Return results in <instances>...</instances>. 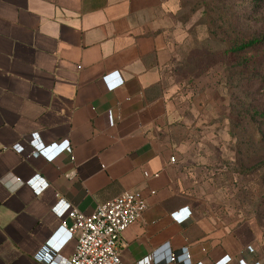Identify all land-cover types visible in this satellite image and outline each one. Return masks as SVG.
<instances>
[{"label": "crops", "instance_id": "crops-1", "mask_svg": "<svg viewBox=\"0 0 264 264\" xmlns=\"http://www.w3.org/2000/svg\"><path fill=\"white\" fill-rule=\"evenodd\" d=\"M171 3L0 0V264H64L75 239L44 255L61 212L126 190L149 207L122 234L125 264H241L243 251L264 264L261 228L198 207L192 104L160 14ZM34 177L47 188L13 190Z\"/></svg>", "mask_w": 264, "mask_h": 264}, {"label": "rangeland", "instance_id": "rangeland-1", "mask_svg": "<svg viewBox=\"0 0 264 264\" xmlns=\"http://www.w3.org/2000/svg\"><path fill=\"white\" fill-rule=\"evenodd\" d=\"M167 1L160 14L179 89L192 104L187 154L196 160L187 162L198 207L264 233V41L231 50L264 37V0Z\"/></svg>", "mask_w": 264, "mask_h": 264}, {"label": "built area", "instance_id": "built-area-1", "mask_svg": "<svg viewBox=\"0 0 264 264\" xmlns=\"http://www.w3.org/2000/svg\"><path fill=\"white\" fill-rule=\"evenodd\" d=\"M36 153L32 151L27 157ZM56 161L57 158L50 162ZM175 161L176 157L172 156L171 162ZM145 176H149L148 172H145ZM35 178L26 182L18 179V184L13 190L23 185L35 187ZM48 185L49 182L44 181L43 186L35 187V190L40 193ZM55 207L57 208V205ZM148 207L140 190L123 191L105 203L96 204L90 211L69 204L67 210L61 212L62 224L55 231L53 240L47 242L44 255L51 260L52 253L55 251L51 250L50 246L48 247L49 244L58 249L69 240L75 239L76 246L73 255L69 259H60L64 264H125L121 247L122 234L131 224L143 218ZM171 217L179 223H184L192 217V211L189 207H183L172 213ZM54 241L57 243L55 244ZM125 248L129 251L127 247ZM239 260L241 264H260L255 262L254 251L250 253L243 251L239 255ZM49 264H59V262L53 261Z\"/></svg>", "mask_w": 264, "mask_h": 264}, {"label": "trees", "instance_id": "trees-1", "mask_svg": "<svg viewBox=\"0 0 264 264\" xmlns=\"http://www.w3.org/2000/svg\"><path fill=\"white\" fill-rule=\"evenodd\" d=\"M264 41V37L261 38H254L251 41L244 43L240 46L234 47L231 50L232 51H243L246 49H249L250 47H254V46H260L262 44V42Z\"/></svg>", "mask_w": 264, "mask_h": 264}, {"label": "clouds", "instance_id": "clouds-1", "mask_svg": "<svg viewBox=\"0 0 264 264\" xmlns=\"http://www.w3.org/2000/svg\"><path fill=\"white\" fill-rule=\"evenodd\" d=\"M257 264V263H256Z\"/></svg>", "mask_w": 264, "mask_h": 264}]
</instances>
